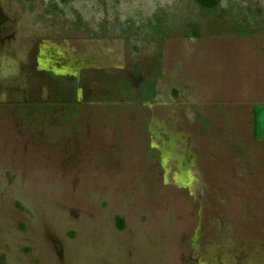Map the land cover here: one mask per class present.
I'll return each mask as SVG.
<instances>
[{
  "label": "rangeland",
  "instance_id": "374dc122",
  "mask_svg": "<svg viewBox=\"0 0 264 264\" xmlns=\"http://www.w3.org/2000/svg\"><path fill=\"white\" fill-rule=\"evenodd\" d=\"M0 264H264V0H0Z\"/></svg>",
  "mask_w": 264,
  "mask_h": 264
},
{
  "label": "trees",
  "instance_id": "16d2710c",
  "mask_svg": "<svg viewBox=\"0 0 264 264\" xmlns=\"http://www.w3.org/2000/svg\"><path fill=\"white\" fill-rule=\"evenodd\" d=\"M194 3L198 6V8L206 11L215 10L220 6V0H194ZM118 226L123 228V223L121 220H118Z\"/></svg>",
  "mask_w": 264,
  "mask_h": 264
},
{
  "label": "flooded vegetation",
  "instance_id": "af4514ba",
  "mask_svg": "<svg viewBox=\"0 0 264 264\" xmlns=\"http://www.w3.org/2000/svg\"><path fill=\"white\" fill-rule=\"evenodd\" d=\"M60 67H61V66H60ZM60 67H59V69H60ZM51 68H52V69H51V72H50V73H51L52 75H56L57 77H59V78H63V79H65V80L67 79V82H68V83H70L69 80H72V79L75 77V76H74L75 73L71 71L72 69L68 70V68L65 67L66 71H65V74H63V72L61 73V71H60L59 69H56V70L54 69V70H53V67H51ZM74 79H76V78H74ZM76 81H77V80H76ZM58 87H59V86H58Z\"/></svg>",
  "mask_w": 264,
  "mask_h": 264
},
{
  "label": "water",
  "instance_id": "95a60500",
  "mask_svg": "<svg viewBox=\"0 0 264 264\" xmlns=\"http://www.w3.org/2000/svg\"><path fill=\"white\" fill-rule=\"evenodd\" d=\"M42 55H43V53H42ZM42 55L40 56V57H38V64L40 65V66H46L45 65V60L44 59H42ZM48 66V65H47ZM63 74H65V73H63Z\"/></svg>",
  "mask_w": 264,
  "mask_h": 264
}]
</instances>
